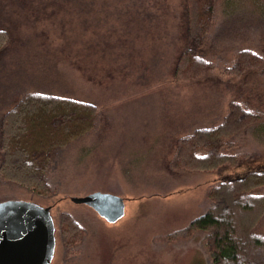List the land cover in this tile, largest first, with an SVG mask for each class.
I'll list each match as a JSON object with an SVG mask.
<instances>
[{
	"label": "rangeland",
	"instance_id": "obj_1",
	"mask_svg": "<svg viewBox=\"0 0 264 264\" xmlns=\"http://www.w3.org/2000/svg\"><path fill=\"white\" fill-rule=\"evenodd\" d=\"M183 8L184 0H0V28L9 33L0 48V117L26 93L69 96L96 107L91 129L61 146L50 162V194H41V185L38 192L0 179V201L50 207L56 226L50 264H208L205 233L177 230L206 209L209 184L264 172L261 32L235 16L222 32L239 40L223 43L226 58L215 54L229 66L236 50L249 46L263 56L250 70L235 74L217 66L208 76L175 81ZM232 103L260 118L220 149L235 152V165L173 166L180 140L221 124ZM95 191L122 199L123 216L107 222L70 200ZM252 191L263 193L264 183ZM61 214L85 231L75 256L62 244ZM259 215L249 213L246 226ZM253 255L257 259L258 251Z\"/></svg>",
	"mask_w": 264,
	"mask_h": 264
},
{
	"label": "trees",
	"instance_id": "obj_2",
	"mask_svg": "<svg viewBox=\"0 0 264 264\" xmlns=\"http://www.w3.org/2000/svg\"><path fill=\"white\" fill-rule=\"evenodd\" d=\"M235 16L244 25L260 30L264 45V0H184L183 45L173 63L175 81L208 76L217 66L238 74L244 66L250 70L258 64L263 56L249 46L236 50L237 59L231 65L219 61L228 52L223 43L228 39L239 40L235 34L230 37L227 31L222 32ZM8 40V31L0 28V48ZM216 52L218 60H215ZM250 114L238 103H232L221 124L198 128L180 140L173 166L192 170L214 169L225 163L235 165L232 158L235 152L226 154L220 149L228 143V136L233 138L252 120L260 119ZM95 117L96 107L88 101L45 93L22 95L0 117V179L38 192L41 185V194H50L45 183L50 162L55 160L61 146L88 132ZM261 183H264V172L209 184L206 209L177 230L184 234L205 233L202 242L208 264H264V192L252 191ZM256 198L257 204L253 202ZM255 210L260 213L257 221L246 226V216ZM72 223L67 215L61 214L58 230L67 254L75 256L81 248L77 242L80 243L85 231L78 223ZM54 235L56 243V226ZM257 251L256 259L253 252Z\"/></svg>",
	"mask_w": 264,
	"mask_h": 264
},
{
	"label": "water",
	"instance_id": "obj_3",
	"mask_svg": "<svg viewBox=\"0 0 264 264\" xmlns=\"http://www.w3.org/2000/svg\"><path fill=\"white\" fill-rule=\"evenodd\" d=\"M70 200L90 206L107 222L124 214V201L110 193L95 191ZM54 231L49 206L20 199L0 201V264H50Z\"/></svg>",
	"mask_w": 264,
	"mask_h": 264
},
{
	"label": "flooded vegetation",
	"instance_id": "obj_4",
	"mask_svg": "<svg viewBox=\"0 0 264 264\" xmlns=\"http://www.w3.org/2000/svg\"><path fill=\"white\" fill-rule=\"evenodd\" d=\"M54 222V221H53ZM55 226V225H54Z\"/></svg>",
	"mask_w": 264,
	"mask_h": 264
}]
</instances>
